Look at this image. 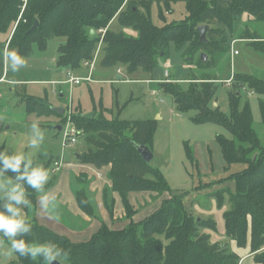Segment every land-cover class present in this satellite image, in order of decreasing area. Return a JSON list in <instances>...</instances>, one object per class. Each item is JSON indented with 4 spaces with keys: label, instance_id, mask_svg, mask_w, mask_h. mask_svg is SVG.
Here are the masks:
<instances>
[{
    "label": "trees",
    "instance_id": "trees-1",
    "mask_svg": "<svg viewBox=\"0 0 264 264\" xmlns=\"http://www.w3.org/2000/svg\"><path fill=\"white\" fill-rule=\"evenodd\" d=\"M154 1L0 0V37L8 35L7 51L18 49L26 59L33 56L35 47L46 51L51 40L64 39L65 43L58 49L57 67L68 72L78 71L84 64L101 58L104 66L123 67L129 75L139 70L151 74L160 62L171 58L172 49L185 64L202 70L200 78L191 75V88L187 92L171 77L160 80L158 86L172 97L178 113L195 111L192 118L195 124L220 125L230 133L231 138L225 135L216 138L226 170L232 165L247 166L231 177L235 191L223 188L212 196L219 207L228 205L223 214L228 242H213L206 231L217 232L215 219L194 216L185 206L186 194H174L161 172L139 154L137 145L153 149L154 120L110 121L103 115L86 118L81 112L72 115L71 121L79 129L87 149L76 161L98 170L111 166L108 178L112 186L104 189V205L113 219V195L118 194L129 224L113 229L102 223L90 240L73 242L37 220L27 219L32 231L24 238L29 242L57 243L69 251L66 264H240L241 257L232 250L231 242L241 249L250 247L255 263L264 264V145L253 126L251 106L241 93V88H248L264 95V79L235 73L228 92L230 115H226L211 104L219 83H223L221 80L230 76L220 78L216 75L220 72L209 73L223 64L231 68L234 40L252 41L248 45L264 55V33L241 27L245 14L264 25V0H185L188 18L164 27L152 21ZM163 1L170 10L171 1ZM160 17L165 19L163 12ZM36 22L40 27L32 30ZM202 26H207V30L206 40L201 41ZM125 29L133 30L137 37L127 35ZM203 53L207 55L206 61L202 59ZM23 102L28 112L38 116L56 114L47 97L25 96ZM260 107L264 121V101ZM65 119L62 117L60 124ZM185 148L191 163L196 164L192 150L186 145ZM4 175L14 180V174ZM26 192L31 201L29 207H35L36 191L26 187ZM135 192L156 193V197L169 193L170 197L162 200L149 217L135 222L138 212L129 199ZM75 195L80 209L89 217H96L84 191L75 189ZM13 264H42V261L17 256Z\"/></svg>",
    "mask_w": 264,
    "mask_h": 264
},
{
    "label": "rangeland",
    "instance_id": "rangeland-1",
    "mask_svg": "<svg viewBox=\"0 0 264 264\" xmlns=\"http://www.w3.org/2000/svg\"><path fill=\"white\" fill-rule=\"evenodd\" d=\"M161 12L164 13L165 19L160 17ZM151 16L153 23L158 27L184 21L188 18L186 1L173 0L170 10H168L163 0H155L151 8ZM241 27L242 29L250 28V32L259 30L264 33V25L257 22L249 21L248 23L243 21ZM135 36L132 35V37ZM2 37L4 35L0 38L2 39ZM239 41L241 42L236 44L235 50L240 51V56H237L234 60L230 57V61L232 60L231 63H233V70L236 73L253 75L264 79V55L249 47L248 43L251 44L252 41ZM60 42L63 44L65 41L64 39H54L48 43L49 46L46 51L36 50L32 60L27 61V67L20 70L21 75L23 74L22 77L29 78L32 75L37 78L44 77L45 65L57 53L56 44ZM226 60L227 58L224 59V61ZM166 64L170 65V79L178 80L184 92L189 91L191 88L190 82L192 81L189 79H191L192 74H195V78H200L203 74L202 70L185 64L181 57L172 49L171 58L166 62H160L158 68L151 74L139 70L134 75H129L123 67H106L102 63H98L93 73V81H82L80 85L66 84L55 86L50 82H33L27 83V87L23 89V87L15 84H0V149H6L9 152H24L30 155L34 164L43 165L49 171V181L44 191L50 194L55 189L68 187L69 174L72 170L70 162L75 158L76 153L82 154L87 149V145L85 140L80 137L76 145L64 148V134L56 129L59 120L62 118L55 113L50 116H38L36 113L28 112L24 102L21 101V97L16 92H25L28 96L35 97L45 98L47 96L51 108L63 109L66 116H69L70 112L72 115L82 112L83 114L96 113L95 116L103 115L110 121H114L117 118L134 121L154 120L156 122L152 149L154 158L150 164L161 172L167 186L174 194H186L183 198L185 206L192 210L194 216L202 219L212 216L215 219L218 228L217 232L206 231L211 234L213 242L218 239L227 240L226 236H222L220 233H225L223 214L227 211L228 205L219 207L215 197L212 196L213 193H218L223 188H230L235 191L236 185L231 177L234 174L243 172L247 166L242 164L232 165L229 170H226L227 165L216 142L218 135H225L231 138L230 133L224 127L215 124H195L192 121L196 114L195 111L180 114L175 110L172 97L163 93L158 86V82L165 79L164 69ZM231 68L223 64L221 68L212 70L209 73L212 74L215 71L220 72L216 73L220 78L226 75L231 77L233 74ZM119 69L120 72H118ZM223 71L224 74L221 73ZM10 74H12L11 70ZM88 74L89 70L86 69L81 76L87 79ZM73 75L70 77H75ZM233 75L235 76V74ZM60 77L63 78L62 75ZM119 77L121 78L119 79ZM230 89V86L225 83H219L216 99L211 104L213 107H219L226 115H230L228 103V92ZM154 90H160L159 96L153 95ZM62 93L63 98L61 97ZM241 93L251 106L253 126L260 142L264 145V121L260 107V102L264 101V95L256 94L248 88H241ZM37 121L40 127L45 130V141L39 150H33L28 147L30 126ZM185 145L192 150L194 158L197 160L196 164H192L188 158ZM62 161L61 169L54 172V163ZM61 175H64L63 183L59 179ZM92 176L93 174L91 176L80 175L77 189L83 190L85 195L89 196L88 199L94 203L93 200H96L97 194L94 192L96 182L91 181ZM97 176L99 178L97 180L102 181L104 184L110 182V179L104 175L102 177L100 175ZM12 181L15 182L13 179ZM107 186L109 185H102L101 190ZM142 194L147 196L148 199L150 195L151 197L149 200H141L140 198L135 200L138 213L134 217L137 221L154 211L156 202L153 199L165 200L170 197L169 193L160 195V197H153L155 195L149 193ZM43 195L44 192L36 191V200ZM93 206L96 211V217L99 219L98 207L95 203ZM35 212L36 210L30 213L27 212L25 218L37 220L42 224L36 218ZM60 213L61 210H56V213L49 215L51 222L46 220V226L51 227L52 230H57L58 228L55 225H63L70 230L69 222ZM57 216L59 217L58 219L56 218ZM117 218L116 220L112 219V222L109 221L113 229H122L127 226L128 223L123 212L119 214L117 211ZM92 229L94 228L92 227ZM89 233L90 228L77 231L75 232V237L71 240L85 241L89 239V236H87ZM68 234L66 233V235ZM163 242L168 243V240L163 238ZM9 250L10 241L6 238H0V264L17 262L16 255H8ZM253 263L255 264V261L251 259L245 264Z\"/></svg>",
    "mask_w": 264,
    "mask_h": 264
},
{
    "label": "crops",
    "instance_id": "crops-1",
    "mask_svg": "<svg viewBox=\"0 0 264 264\" xmlns=\"http://www.w3.org/2000/svg\"><path fill=\"white\" fill-rule=\"evenodd\" d=\"M170 1L172 2L173 0H170ZM243 21L248 22V23H249V21H253V22L256 23L255 19L252 18V17H249L247 14L244 15ZM124 32L127 35H131V36L132 35L133 36L136 35L135 37H137V33L134 32L133 30L125 29ZM0 40H1V42H0V84H5V83H7L8 85L15 84L16 86L23 87V89H24V87L25 88L27 87V83H33V82H36V83H38V82H50L51 84H53L55 86L56 85H66V84L74 85V84H71V83L68 82L69 80H67V79H68L69 75H73L74 74L75 77L82 78L81 75L83 74L84 71H86V69L89 70V74H88L87 78L90 77V80H84V81L92 82L93 81V73L96 70V66H97L98 63H101V58H99V59H97V61H95L93 66L84 64L83 67L80 70L73 71L72 74H71V72H68V69H63V68H58L57 67V59L59 57V54H58V51H57V53H55V55H53V57L49 61V63H47V65H45L44 77H38L37 78V77H34L33 75L31 77H29V78L28 77H22L23 74L21 75L20 71L19 72H15V73L12 72V74H10L9 64H8V61H7L6 56H5V53L7 51V46H6L7 44L6 43L9 40V36L8 35H4V37H2V39L0 38ZM234 41H236L235 44H234V49H235L236 44L240 43L241 41H239V40H234ZM60 44H62V42L56 44L57 45L56 50L59 49L58 47L60 46ZM48 46H49V44H48ZM48 46H47V49H48ZM250 48L253 49L252 47H250ZM36 50H38L37 47L34 48V55H35ZM237 51L239 52L238 55H233V53L230 52V57L233 60L237 56H240V51L239 50H237ZM34 55L30 59H27V61H31L32 58L34 57ZM231 67H232L231 68L232 72L235 74L236 72L233 70V63H231ZM166 68H169V71H171L170 70V65L166 64L165 65V69H164V74H165ZM118 72H120V69L118 70ZM61 75L63 76V78L60 77ZM10 76H12V78H10ZM170 77H171V73H170L169 78ZM16 93H17V95L19 97H21V101H23L25 96H28L25 92H23V93L16 92ZM158 94H160V90L159 91H156V90L153 91V95L154 96H159ZM33 97H35V96H33ZM61 97L63 98V93L61 94ZM36 98H43V97H36ZM47 99H48V97H47ZM48 102H49V100H48ZM52 110L57 112L56 114H58V116L60 118H62V117L66 118L65 119L66 121L65 120L64 121L67 122V116H66V113H65V111L63 109L54 108ZM83 115H85V114H83ZM95 115H96V113H95ZM123 120H126V119H123ZM148 120H151V119H148ZM131 121H134V120H131ZM61 122H62V119L59 120L58 125L56 126V129L58 131H61L62 134H63V130H64V127H65L66 124H65V122L63 124H60ZM59 128H61V130H59ZM78 154H81V153H76L75 158L70 162V166H71L72 170H71V172L69 174V180L70 181H69L68 187L65 188V189L58 188V189H55V190L50 192L51 195H55L57 197V209L56 210H61L60 215H63L66 218V220L69 222V224H70L69 226L71 227L70 230L67 229L63 225H55V227L58 228L57 230H52L51 227H49V226L47 227L46 226V220L51 222V220L49 219V215H52V214L44 211V209L42 207V204H41L42 196L39 197L38 200L36 201L35 208L34 207L33 208L32 207H27V208L23 209V215L26 217L27 212L30 213L33 210H36V212H35L36 213V218L39 221H41L43 226H45L46 228H49V229L51 228L50 230H52V231H54V232H56V233H58L60 235H63V236H66V237L69 235L70 238L69 237L68 238L70 240L75 237V232L83 231V230H85L87 228L88 229L90 228V233H89V235H87V236H89V239H87L85 241H73V242H86V241L90 240L91 237L101 228L102 223H105L106 225L111 227L109 221L112 222V218L110 217V215H109V213H108V211H107V209H106V207L104 205V200H103V193H104V188L105 187L102 190H101V188H102V185H105V184H107L109 186H112V182L110 180L109 183H105L104 184L102 181L97 180V178H98L97 175H100L101 177L103 175L108 177V172L110 171L111 166H106V167L98 170L94 166L86 165V164H82V163L77 162L76 160H77V155ZM58 170H60V169L56 170L55 165H54L53 171L55 172V171H58ZM81 173H85V174H81ZM92 174H93V176L91 178V181H95L96 182V189H95L94 192L97 194L96 200H93V201L98 207V211H99V214H100V218L99 219H97V217H89L87 214H85L80 209V207L78 205V202H77V199H76V195H75V188L77 189L78 188V184H79L78 177L80 175L91 176ZM59 179H60V182L63 183L64 175H61ZM9 180H12V179L7 177V176H5L4 174L0 175V185L6 184L7 181H9ZM77 190H81V189H77ZM142 193H149V192H135V193H131L129 195L130 203L134 206L135 210H137L136 206H135V200H137L138 198H140L141 200H149L150 197H151V195H150V197L148 199L147 196L143 195ZM149 194L155 195L153 197H156V193H149ZM113 199L115 200V215H116V216H114L115 218H113V219H115V220L118 219L117 218V211L119 212V214H121L123 212L124 217H125V211H124V208H123V205H122V201H121L120 197L118 196V194H114ZM153 201L156 202V204L154 205L155 209H154V211H152V213L155 212L161 206V203H162V200H154L153 199ZM94 203H92V204H94ZM152 213H150L149 215H147L143 219L149 217ZM134 220H135V222L140 221V220L137 221L135 217H134ZM127 223L129 224V221H127ZM224 224H225V222H224ZM92 227L94 229H92ZM93 230H94V232L91 233V231H93ZM66 233H69V234L66 235ZM219 233H220V231H219ZM220 235L223 236V235H225V233H220ZM220 241L223 242V241H227V240H224V239L216 240V242H220ZM231 248L236 254H238L241 257L240 264H245L247 261H250L251 259L254 260V257H253V255L250 252L251 251L250 247H247L245 249H241V248H238L236 246L235 242H231Z\"/></svg>",
    "mask_w": 264,
    "mask_h": 264
},
{
    "label": "clouds",
    "instance_id": "clouds-1",
    "mask_svg": "<svg viewBox=\"0 0 264 264\" xmlns=\"http://www.w3.org/2000/svg\"><path fill=\"white\" fill-rule=\"evenodd\" d=\"M9 68L12 72H19L27 67V59L18 49H11L5 53ZM45 141V130L39 122H33L30 126V138L28 147L39 150ZM12 173L14 181L9 180L0 185V238L10 241L9 256L36 260L39 258L42 264H66L69 251L60 247L55 242H29L24 237L32 231V224L23 215V209L31 205L28 199L26 187L37 192H44L41 204L44 211L54 214L57 209V197L45 192V186L49 181V171L41 164H34L29 154L24 152H9L0 149V175ZM59 218L58 216L56 217Z\"/></svg>",
    "mask_w": 264,
    "mask_h": 264
},
{
    "label": "built area",
    "instance_id": "built-area-1",
    "mask_svg": "<svg viewBox=\"0 0 264 264\" xmlns=\"http://www.w3.org/2000/svg\"><path fill=\"white\" fill-rule=\"evenodd\" d=\"M235 42L236 41L232 42V51L231 52L233 53V55H238L239 52L234 49ZM94 63H95V61L92 62L91 64L86 63V65L93 66ZM233 74L229 79L223 81V83H225L227 86L231 87L233 84V81H234V75ZM70 76L71 75H69V77ZM169 76H170L169 68H166L164 77L166 79H169ZM84 80H90V77H88L87 79L70 77L68 82L71 84L79 85ZM166 82H170V81L167 80ZM71 118H72V113L70 112L69 116H67V122H66V125H65L64 130H63V134H64L63 147L64 148L76 145L78 143L80 137H81L79 129L72 123ZM54 165H55L56 170L61 169V167L63 165V161L62 162H56Z\"/></svg>",
    "mask_w": 264,
    "mask_h": 264
},
{
    "label": "water",
    "instance_id": "water-1",
    "mask_svg": "<svg viewBox=\"0 0 264 264\" xmlns=\"http://www.w3.org/2000/svg\"><path fill=\"white\" fill-rule=\"evenodd\" d=\"M40 27V23L39 22H36V24L33 26L32 30L36 29ZM206 30H207V26H202L199 28V33H200V36H201V41L202 40H206ZM92 33H94V31H92ZM202 59L203 61H206L207 60V55L205 53H203L202 55ZM120 78V77H119ZM83 117H86V118H94L95 117V113H89V114H85L83 115ZM59 130H61V128H59ZM139 154L142 156V158L148 162V163H151L154 156L152 154V151L150 150V148L146 145H141V146H136ZM77 158L79 159L80 156H77ZM53 264H58L57 261H54Z\"/></svg>",
    "mask_w": 264,
    "mask_h": 264
}]
</instances>
